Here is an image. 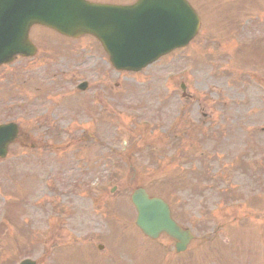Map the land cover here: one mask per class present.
<instances>
[{"label":"rangeland","instance_id":"obj_1","mask_svg":"<svg viewBox=\"0 0 264 264\" xmlns=\"http://www.w3.org/2000/svg\"><path fill=\"white\" fill-rule=\"evenodd\" d=\"M189 1L199 13L201 8V35L189 49L141 73L119 74L92 39H59L41 26L32 31L40 53L19 77L25 83L17 81L19 93L5 91L16 90L17 83L0 72V122L16 119L34 146L18 143L0 160V264H19L28 256L38 264H67L72 257L71 264H264V0H234L238 10L230 12L223 0ZM227 18L235 25L224 24ZM83 80L90 82L89 92L101 94L96 142L87 131L84 139L79 136L75 109L82 101L68 103L81 98L76 89ZM181 84L193 96L181 125L189 131L199 119L209 124L207 137L216 140L205 147L196 134L198 148L215 149L220 158L200 156L195 144L188 148L193 156L176 162L169 154L161 158L159 147L156 162L138 153L149 156L145 144L157 143L162 130L150 137V129L137 127L126 117L131 102L150 109L164 97L161 112L171 117L181 111ZM103 89L116 92V99L102 95ZM139 134L144 141L120 154L126 138ZM114 146L115 152L109 149ZM198 179L205 181L198 185ZM220 185L230 194H221ZM138 187L169 199L177 221L195 234L185 254L178 255L169 238L152 242L138 230L130 200Z\"/></svg>","mask_w":264,"mask_h":264},{"label":"water","instance_id":"obj_2","mask_svg":"<svg viewBox=\"0 0 264 264\" xmlns=\"http://www.w3.org/2000/svg\"><path fill=\"white\" fill-rule=\"evenodd\" d=\"M162 1L163 3L166 2V0H162ZM153 2L155 3V0ZM173 2H174L173 4H175V8L180 12V10H182V6H184L183 0H173ZM66 3L67 5L71 6V8L69 6L64 5ZM73 5H76V7L72 8ZM4 6L6 7L5 10H3ZM169 7L170 5H168L167 7L168 10ZM63 11H67L71 15L75 13L76 14L84 13V15L89 13L90 15H92L95 11V8L91 6H87L84 0H0V50L2 51L6 50V48L1 46L2 33L5 32V29L8 30L18 23L17 25L23 24L24 27L26 26L25 30L27 32L29 27L34 23H44L49 25V23H52L53 20L57 22L62 20L63 22L65 18L62 17ZM125 15L126 12H123L121 10H117L116 12V17L120 21L124 20ZM158 24H160L159 28H161L165 32V37L163 35H157L152 39L151 38L152 33L149 34L145 33L147 35V39L145 41V43L147 44L146 45L147 48L145 47L144 49L147 52L149 51L150 47H152L153 44L162 46V44H164V40H166V36H168V32H170V20L165 11L161 19L160 18L155 19L156 27H158L157 26ZM83 29H84L83 27H79V28L77 27L73 29L71 28L69 29V33H71L72 35H80ZM153 29H155V27H152V30ZM144 30L145 32L147 31L146 28L143 27L140 28V32H142L143 34H144ZM26 32H25V38H26ZM83 32H85V30ZM20 45L21 43L18 44L19 47ZM136 46H138V43L132 45V48H135ZM152 51L154 50L152 49ZM12 55L13 53L7 54L3 56L0 60L5 59L9 61L12 58ZM127 57L128 56H125L124 58ZM139 58L134 59L132 62L139 60ZM141 61H143V63L145 64L149 62L148 59L145 60L143 58L142 60L138 61V64ZM128 62L126 59H119V60L115 59L116 67L121 69L124 68V66H128ZM130 67L134 68L136 66L132 65ZM9 129L10 127H6V126L0 127V149L2 150L6 149L8 143H10L12 139L15 137V133H16L15 130H14V134L12 133L11 129H10L11 132L7 134V131ZM149 203L150 202L144 203V208H143L144 210L147 211L150 210V208H148ZM145 218L147 219L145 220V226L147 225L148 228L155 230L156 236L157 233L162 230H166L170 233L177 232V233H173L172 236L181 240V243L178 245V249L183 250L185 248L186 242L190 238V236L187 233L181 232L180 229H177L175 223L170 220L167 208L161 206L160 204H158V206L154 205L151 208V211L148 212V214H146ZM24 264H34V263L25 262Z\"/></svg>","mask_w":264,"mask_h":264}]
</instances>
